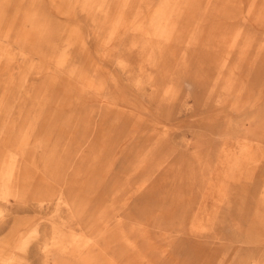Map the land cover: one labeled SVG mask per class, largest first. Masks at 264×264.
<instances>
[{
    "label": "rangeland",
    "instance_id": "rangeland-1",
    "mask_svg": "<svg viewBox=\"0 0 264 264\" xmlns=\"http://www.w3.org/2000/svg\"><path fill=\"white\" fill-rule=\"evenodd\" d=\"M0 264H264V0H0Z\"/></svg>",
    "mask_w": 264,
    "mask_h": 264
}]
</instances>
